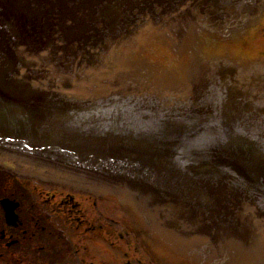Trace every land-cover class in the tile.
<instances>
[{"label":"water","instance_id":"obj_1","mask_svg":"<svg viewBox=\"0 0 264 264\" xmlns=\"http://www.w3.org/2000/svg\"><path fill=\"white\" fill-rule=\"evenodd\" d=\"M263 30L264 0H0V170L111 199L171 264H264Z\"/></svg>","mask_w":264,"mask_h":264},{"label":"flooded vegetation","instance_id":"obj_2","mask_svg":"<svg viewBox=\"0 0 264 264\" xmlns=\"http://www.w3.org/2000/svg\"><path fill=\"white\" fill-rule=\"evenodd\" d=\"M5 200L16 204L10 222ZM108 202L67 187L0 174V264H154L145 252L151 243L131 228L127 212Z\"/></svg>","mask_w":264,"mask_h":264},{"label":"rangeland","instance_id":"obj_3","mask_svg":"<svg viewBox=\"0 0 264 264\" xmlns=\"http://www.w3.org/2000/svg\"><path fill=\"white\" fill-rule=\"evenodd\" d=\"M20 176L28 177L31 179L33 178L30 176H26V175H20ZM101 199L105 200V201H109L108 203L110 205L113 204L111 199H108V198H101ZM109 204H107V205H109ZM130 217H131L132 222L134 223V224L132 223V225L134 227H131V228L134 229L135 231H138L141 234V237L144 239V241L147 244L151 243L152 241L150 239H148L146 237V235L142 232V231H144V229L142 228V225L139 224L137 221H135L134 218H132V216H130ZM156 245H157V243H156ZM153 249H154V247H153ZM145 250H147L145 252L147 253L148 256H149V254L151 255L152 251H151V248L149 246L146 245ZM151 256H153V255H151ZM153 258H155V256ZM155 259H156V262L154 264H171L173 262V259L171 258L170 254L167 251L163 250L162 248H160V247L158 248L157 246H156V258Z\"/></svg>","mask_w":264,"mask_h":264}]
</instances>
